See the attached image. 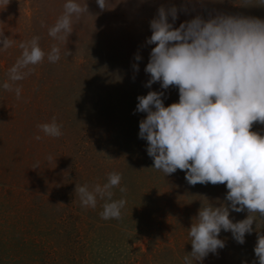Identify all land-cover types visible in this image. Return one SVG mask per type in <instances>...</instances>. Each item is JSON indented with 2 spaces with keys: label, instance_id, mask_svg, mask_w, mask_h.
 Instances as JSON below:
<instances>
[{
  "label": "rangeland",
  "instance_id": "374dc122",
  "mask_svg": "<svg viewBox=\"0 0 264 264\" xmlns=\"http://www.w3.org/2000/svg\"><path fill=\"white\" fill-rule=\"evenodd\" d=\"M65 2L0 0V33L11 41L6 49L0 45V264H183L198 209L208 201L226 204L228 190L223 184L190 186L179 169L164 176L151 168L147 142L138 138L146 114H133L137 96L164 91L159 83L144 86L155 46L146 44L149 22L161 5L182 9L174 27L219 13L264 19V7L241 6L243 0H109L101 11L96 0H76L88 13L73 18L65 41L48 34ZM34 36L45 58L19 68L24 78L13 81L19 45ZM53 45L60 48L56 63L47 59ZM178 100L176 87L164 91L165 106ZM53 118L61 125L58 138L37 127ZM251 131L264 135V125L254 123ZM110 172L120 173L127 188L113 189V199L127 201L119 220L100 217L105 200L85 208L75 193L76 185H103ZM246 216L230 212L233 222ZM253 228L242 245L222 230L218 238L226 246L194 264H257L253 248L264 225Z\"/></svg>",
  "mask_w": 264,
  "mask_h": 264
},
{
  "label": "clouds",
  "instance_id": "9594fccd",
  "mask_svg": "<svg viewBox=\"0 0 264 264\" xmlns=\"http://www.w3.org/2000/svg\"><path fill=\"white\" fill-rule=\"evenodd\" d=\"M96 3L101 11L109 9V0ZM240 5L264 7V0L255 4L243 0ZM63 8L48 34L66 41L73 32V18L79 19L88 8L76 0H66ZM181 10L175 5L158 7L149 22L151 36L146 38V44L155 46L144 68L150 77L145 87L159 83L166 91L174 86L179 100L165 106L164 91H148L137 96L133 114H146L139 121L138 138L147 142L151 168L164 176L179 169L190 186L223 184L228 190L226 204L215 206L207 200L192 219L188 228L191 252L185 254L183 264H194L226 246L225 240L218 238L222 230L242 245L246 234L253 233L254 223L256 230L257 223L264 225V135L251 131L254 123L264 125V19L219 13L207 20L196 16L174 27ZM0 45L5 49L11 45L3 33ZM19 47L21 57L10 70L13 81L24 78L19 68L37 65L45 58L39 37ZM47 59L56 63L60 48L53 45ZM134 60L140 61L141 56L135 54ZM132 67L139 72L138 63ZM3 87L10 90L7 83ZM15 91L19 98L20 89ZM37 127L53 138L63 134L55 118ZM121 180L120 173L110 172L103 185L91 190L86 184L76 185L75 193L85 208H95L98 197L105 200L100 217L119 220L127 201L113 199V189L126 193ZM245 211L246 218L230 219V212ZM253 252L257 264H264V234L259 231Z\"/></svg>",
  "mask_w": 264,
  "mask_h": 264
}]
</instances>
